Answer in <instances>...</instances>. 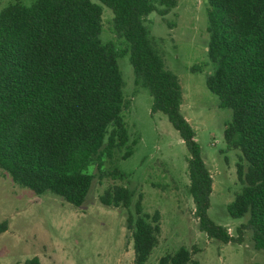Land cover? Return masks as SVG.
<instances>
[{"label": "trees", "instance_id": "1", "mask_svg": "<svg viewBox=\"0 0 264 264\" xmlns=\"http://www.w3.org/2000/svg\"><path fill=\"white\" fill-rule=\"evenodd\" d=\"M177 0H12L0 9V172L34 195L49 193L78 208L92 175L122 180L112 167L132 152L122 112L127 107L117 59L127 55L135 85L151 98L149 113L163 114L187 153V193L197 230L208 240L240 245L243 235L264 253V0H206L207 91L228 109L222 140L240 153L239 192L225 211L242 219L234 230L206 215L212 180L189 124L180 113L181 89L164 67L143 19L163 18ZM101 6L111 14L114 37L123 49L99 41ZM199 73V66H191ZM112 185L98 197L104 207L125 211L133 264H145L157 244L159 214L142 212L141 195ZM131 208V210H130ZM6 223H0V233ZM179 247L156 264H198ZM25 264H39L33 257Z\"/></svg>", "mask_w": 264, "mask_h": 264}, {"label": "rangeland", "instance_id": "2", "mask_svg": "<svg viewBox=\"0 0 264 264\" xmlns=\"http://www.w3.org/2000/svg\"><path fill=\"white\" fill-rule=\"evenodd\" d=\"M12 0H0V9ZM28 4L29 0H22ZM206 0H177L169 14L159 18L151 13L143 19L164 67L178 80L181 89L180 113L189 124L199 146L201 159L211 180L207 218L234 236L242 219H230L225 206L239 192L236 178L240 153L228 151L222 140L224 124L231 118L228 109L217 107V99L204 85L210 72L206 58ZM111 12L101 6L99 41L123 49L122 40L114 37ZM199 66V73H191ZM127 102L122 112L128 144L132 152L124 160L116 159L115 167L122 180L101 176L89 166L90 189L83 204L72 207L61 199L44 193L34 195L11 182L0 172V264H25L35 257L39 264H133L130 234L125 229V211L102 206L98 197L112 185L124 186L141 195L145 214H159L157 244L145 264L173 253L179 247L193 252L198 264H264V253L252 249L249 234L240 245L208 240L196 228L193 206L187 193V153L177 133L161 113L150 115L151 98L146 89L133 82L127 55L117 59ZM131 210V208H130Z\"/></svg>", "mask_w": 264, "mask_h": 264}]
</instances>
